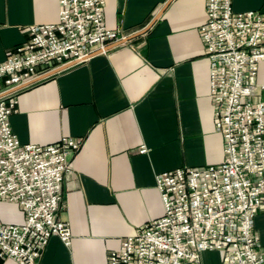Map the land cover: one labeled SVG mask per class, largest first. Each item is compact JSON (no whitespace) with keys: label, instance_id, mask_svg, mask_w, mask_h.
I'll return each mask as SVG.
<instances>
[{"label":"crops","instance_id":"0c3cea01","mask_svg":"<svg viewBox=\"0 0 264 264\" xmlns=\"http://www.w3.org/2000/svg\"><path fill=\"white\" fill-rule=\"evenodd\" d=\"M166 1L104 0L105 25L131 34ZM204 2L170 0L145 32L16 92L10 126L20 142L81 140L57 213L69 223L71 242L51 235L36 264H106L121 239L162 215L156 173L221 161L223 140L213 128L209 62L199 37ZM231 6L264 10V0H231ZM58 9L57 0H0V61L25 39V27L56 22ZM258 67L255 80L264 84V60ZM259 99L264 88L253 97ZM22 221L19 205L0 200V223ZM253 228L264 247V209L254 215ZM220 254L203 251L200 264H220Z\"/></svg>","mask_w":264,"mask_h":264},{"label":"built area","instance_id":"2783aa9c","mask_svg":"<svg viewBox=\"0 0 264 264\" xmlns=\"http://www.w3.org/2000/svg\"><path fill=\"white\" fill-rule=\"evenodd\" d=\"M57 1L56 22L25 27V39L0 61V200L23 212L19 224L0 223V260L18 264H36L51 235L70 244L69 223L57 213L81 140L20 142L10 126L19 89H11L82 62L96 49L104 52L125 36L105 25L104 0ZM204 8L199 37L209 62L213 128L224 155L217 164L156 173L162 215L121 239L106 264H200L207 250L221 253L220 264H264L253 228L254 215L264 208V100H253L264 88L255 80L264 60V10L234 11L231 0H205Z\"/></svg>","mask_w":264,"mask_h":264},{"label":"water","instance_id":"95a60500","mask_svg":"<svg viewBox=\"0 0 264 264\" xmlns=\"http://www.w3.org/2000/svg\"><path fill=\"white\" fill-rule=\"evenodd\" d=\"M169 1H170V0H167V1H166V3H165V4H164V5H163V6L157 11V13H155V15L152 17V19L149 21V23H148L147 25H145L143 28H141V29H139V30H137V31H135V32H133V33H131V34H127V35H125L123 38H121V39H119V40L113 41L112 43L106 45V46L104 47V50H106L107 48H110V47H112V46H114V45H117V44H119V43L125 42V41L131 39L132 37H135V36H137V35H139V34L145 32V31L150 27V25L154 22V20H156V18L159 16V14L161 13V11L163 10V8L165 7V5H166ZM99 52H100V50H99V49H96V50L92 51V52L89 54V57H90L91 55H93V54H95V53H99ZM73 64H74L73 62H71V63H66V64H64V65H61V66H59V67H56V68L50 70L47 74H48V75H51V74H53V73H55V72H57V71H60V70L66 68V67H68V66H70V65H73ZM24 86L26 87L25 84H23V85H19V86L15 87V88H13V89H11V90L20 89V88H23Z\"/></svg>","mask_w":264,"mask_h":264},{"label":"rangeland","instance_id":"374dc122","mask_svg":"<svg viewBox=\"0 0 264 264\" xmlns=\"http://www.w3.org/2000/svg\"><path fill=\"white\" fill-rule=\"evenodd\" d=\"M262 209H264V208H262Z\"/></svg>","mask_w":264,"mask_h":264}]
</instances>
